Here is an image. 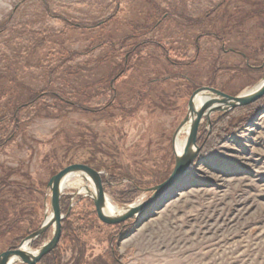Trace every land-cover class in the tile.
Segmentation results:
<instances>
[{
	"label": "rangeland",
	"instance_id": "1",
	"mask_svg": "<svg viewBox=\"0 0 264 264\" xmlns=\"http://www.w3.org/2000/svg\"><path fill=\"white\" fill-rule=\"evenodd\" d=\"M263 76L264 0H0V254L44 222L68 166L100 172L117 209L144 203L173 170L191 94L235 97ZM196 146L177 183L116 225L75 176L61 241L36 264H264V96L203 117Z\"/></svg>",
	"mask_w": 264,
	"mask_h": 264
},
{
	"label": "water",
	"instance_id": "2",
	"mask_svg": "<svg viewBox=\"0 0 264 264\" xmlns=\"http://www.w3.org/2000/svg\"><path fill=\"white\" fill-rule=\"evenodd\" d=\"M254 88L253 91L235 97L228 96L221 91L210 87H201L195 90L188 100L187 114L175 133L176 136L180 129L184 125L188 124L189 131L186 138V145L180 155H177L174 152V167L171 174L161 184L145 191L146 193H149L150 196L144 203L135 206H127L123 209H120L121 212L119 214L108 215L104 211L106 198L103 193L100 172L84 165H71L52 176L47 183V188L50 191L49 204L51 216L49 220L45 219L40 227L35 232L28 235L24 240H22L16 249L1 253L0 264H36L43 257L54 251L60 240L61 223L64 219L59 205L61 195L60 186L64 178L67 176H79L84 179L87 178L92 182L94 193H89L87 195L92 199L95 213L101 222L109 225H116L128 219L141 216L155 200H157L167 189L179 181L189 166L196 159L198 154V148L196 146L197 131L201 119L203 117L208 118L217 110L228 112L236 108L249 106L262 98L264 96V76L261 82ZM202 99H212L216 102V105L204 116H202L201 111L196 107L197 102ZM87 191L88 190H86V192ZM50 228L53 229V235L47 243L43 244L33 253L22 250L24 244H28L29 248L33 241L42 236Z\"/></svg>",
	"mask_w": 264,
	"mask_h": 264
},
{
	"label": "bare ground",
	"instance_id": "3",
	"mask_svg": "<svg viewBox=\"0 0 264 264\" xmlns=\"http://www.w3.org/2000/svg\"><path fill=\"white\" fill-rule=\"evenodd\" d=\"M255 89V88H254ZM253 89V90H254ZM253 90H251V91H253ZM247 93V92H246ZM245 94V93H244ZM216 102L214 101V100H212V99H202V100H199L198 102H197V104H196V107H197V109L198 110H200L201 111V114H203V113H205V110H207V112L210 110V109H212L216 104H215ZM207 114V113H206ZM180 131L182 132V133H185L186 134V138H187V134H188V124L187 125H184L181 129H180ZM179 131V132H180ZM186 138L184 139V140H179L178 138H176L175 139V143H174V152L177 154V155H180L181 154V152L183 151V149H184V147H185V145H186ZM75 176L74 175H72V176H67L66 178H64V180L62 181V183H61V186H60V189H61V191L63 190V189H66V188H71V181L72 180H74L73 178H74ZM84 179V178H83ZM86 180V179H85ZM82 181H84V180H82ZM86 182H88L87 180H86ZM86 190H87V188H84V189H82L81 191H83V193H85L86 192ZM90 192H86V194H89ZM91 194H93V193H91ZM132 206H135V205H132ZM105 212H106V214H108V215H115V214H119L120 212H121V210L120 209H117V208H115L114 206H112L109 202H108V200H106V204H105V210H104ZM50 216H51V214L49 213L48 215H47V217H46V219L47 220H49V218H50ZM46 220V221H47ZM22 250L23 251H26V252H30V253H33L29 248H28V244H24L23 245V247H22Z\"/></svg>",
	"mask_w": 264,
	"mask_h": 264
},
{
	"label": "trees",
	"instance_id": "4",
	"mask_svg": "<svg viewBox=\"0 0 264 264\" xmlns=\"http://www.w3.org/2000/svg\"><path fill=\"white\" fill-rule=\"evenodd\" d=\"M161 52H162V54H163V57L165 58V60L166 61H168V62H170L169 60V56H168V54H167V51L163 48V47H161ZM62 224H63V221H62V223H61V238H62V234H63V231H62ZM61 238H60V240H59V243H60V241H61ZM58 243V244H59ZM58 246V245H57ZM44 261H47V260H44ZM56 263V262H55ZM55 263H53V264H55ZM48 264H52L51 262H49Z\"/></svg>",
	"mask_w": 264,
	"mask_h": 264
}]
</instances>
